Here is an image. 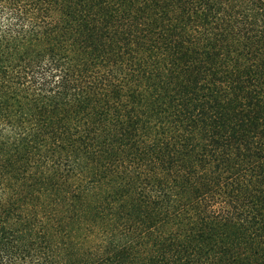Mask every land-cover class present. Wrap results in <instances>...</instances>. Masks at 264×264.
<instances>
[{
  "label": "trees",
  "instance_id": "16d2710c",
  "mask_svg": "<svg viewBox=\"0 0 264 264\" xmlns=\"http://www.w3.org/2000/svg\"><path fill=\"white\" fill-rule=\"evenodd\" d=\"M0 264H264V0H0Z\"/></svg>",
  "mask_w": 264,
  "mask_h": 264
}]
</instances>
